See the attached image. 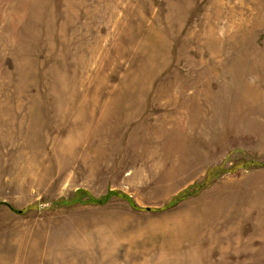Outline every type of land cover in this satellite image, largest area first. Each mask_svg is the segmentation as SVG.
I'll use <instances>...</instances> for the list:
<instances>
[{
    "label": "rangeland",
    "instance_id": "rangeland-1",
    "mask_svg": "<svg viewBox=\"0 0 264 264\" xmlns=\"http://www.w3.org/2000/svg\"><path fill=\"white\" fill-rule=\"evenodd\" d=\"M0 264H264V0H0Z\"/></svg>",
    "mask_w": 264,
    "mask_h": 264
},
{
    "label": "trees",
    "instance_id": "trees-1",
    "mask_svg": "<svg viewBox=\"0 0 264 264\" xmlns=\"http://www.w3.org/2000/svg\"><path fill=\"white\" fill-rule=\"evenodd\" d=\"M259 164H255V166H258ZM217 170H220V168H218ZM217 172V171H216ZM204 186V185H202ZM202 186L200 185L194 192L193 191H190V190H187L185 192H183L180 196H178L177 198H175V200H172L170 204H168V207H171L175 204H177L179 201L183 200V199H186L188 197H191L192 195H195L197 194L198 192L201 191L202 189ZM113 195H118L119 197L121 198H124L126 200L129 201V203L134 207V208H137L138 209V206L125 194H122V193H119V192H109L104 198H94V197H90L89 200H82L81 198H78V197H75L74 199L72 200H63L62 202H60V204H64V205H67V204H76V203H82L84 201V203H94V204H105ZM167 206H165L166 208ZM12 208V207H11ZM14 211H17V212H21L20 210H17L15 208H12Z\"/></svg>",
    "mask_w": 264,
    "mask_h": 264
}]
</instances>
